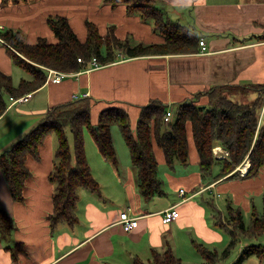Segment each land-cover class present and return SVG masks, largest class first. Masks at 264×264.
Segmentation results:
<instances>
[{
    "label": "crops",
    "instance_id": "1",
    "mask_svg": "<svg viewBox=\"0 0 264 264\" xmlns=\"http://www.w3.org/2000/svg\"><path fill=\"white\" fill-rule=\"evenodd\" d=\"M149 1L159 7L166 18L185 25L199 39L203 38L205 51L199 46L194 52L129 57L95 69L65 74L58 82L47 79L43 86L30 92L27 100L8 101L7 109L0 115V154L19 135L31 130L51 106L73 100L74 93L88 92L92 123H97L102 108L120 106L127 111L129 124L134 129L142 106L150 100H159L172 108L173 103L215 85L236 90L244 84L264 81V0ZM56 15L65 16L81 40L86 37L87 21L94 23L103 35L111 28L122 40L129 38L131 42L157 44L165 39L154 29L151 20L129 12L124 3L111 5L104 0H25L17 4L0 0V32L19 30L27 43H34L43 36L55 43L57 38L47 18ZM5 45L8 44L0 40V70L10 74L16 86L21 78L30 76L20 74L21 68L13 64ZM236 95L232 92L231 97ZM198 101L205 103L206 95H201ZM84 134L87 161L99 192L79 188L78 221L73 226L62 223L52 229L48 217L55 187L48 178L55 164L53 153L57 139L55 142L53 133L47 134L40 144L38 158L27 156L25 160L30 175L23 186L22 201L12 199L0 170V208L14 221V229L5 237L0 236V264H151L154 252L160 255L168 249L186 264L201 263L202 257L201 260L195 253L189 259L186 256L193 253L195 244L219 252L230 240L221 230L228 232V229L215 224V215L223 220V210L208 201L211 196L206 190L217 189L221 182L235 185L239 195L248 201L245 207L251 206V211L259 212L254 195L259 197L262 193L264 166L256 176H237L231 182H224L228 179L225 176L215 179L217 171L202 173L190 131L187 165L176 161L174 170L168 169L161 148L154 145L159 164L157 175L161 178L162 166L166 189L175 192L177 186L178 192L167 198L155 195L147 201L137 189V175L128 147L125 145L126 149L121 147L120 151L114 147L117 156L114 166L101 156L91 134L86 131ZM215 147L223 149L218 144ZM221 159L217 158L216 164ZM240 168L235 170L239 172ZM181 188L184 189L182 195ZM210 204L216 206L217 213L209 209ZM170 207H175L178 215L164 223L162 210ZM125 209L138 216L137 226L129 231L123 230L119 221V212ZM215 242L220 245L213 244ZM263 261L249 256L242 264H264Z\"/></svg>",
    "mask_w": 264,
    "mask_h": 264
},
{
    "label": "trees",
    "instance_id": "2",
    "mask_svg": "<svg viewBox=\"0 0 264 264\" xmlns=\"http://www.w3.org/2000/svg\"><path fill=\"white\" fill-rule=\"evenodd\" d=\"M22 1L25 0H2L3 3L10 4ZM104 1L111 5L124 3L129 12L151 20L154 29L165 37L164 42L144 44L131 42L129 38L122 40L113 34L111 28L103 35L90 21L86 22L85 40H81L63 15L47 18L50 29L57 38L55 43L49 42L44 36L34 43H27L19 30H4L0 32V37L8 44L5 46L13 64L30 78H21L14 86L11 75L0 70V115L7 109L10 99L16 100L43 86L47 80L48 68L69 74L86 71L92 57L98 63L106 64L121 58L194 52L199 47V38L195 32L166 18L163 11L149 0ZM118 53L123 56L119 57ZM239 88L252 89L255 98L238 101L230 96V90L215 85L191 98L177 101L175 118L169 122L162 118L167 107L159 100H150L142 106L134 129L129 124L127 111L120 106L102 108L98 113L97 123H92L89 96L53 105L31 130L19 135L0 154V170L7 181L12 199L19 202L24 198L23 186L26 177L30 175L25 164L27 156L38 158L40 144L47 134L53 133L57 139L55 164L48 178L56 184L51 199L53 207L48 216L50 226L54 229L62 223L70 226L76 224L79 188L99 192L98 182L92 176L87 161L84 132L91 134L101 156L116 166L117 156L110 133L111 126H117L128 147L130 161L137 175V189L145 201L164 193L162 179L157 175L159 164L155 158L154 145L161 148L168 169L174 170L176 161L187 165L189 131L197 151L200 172L211 174L213 165L217 162L213 148L218 144L227 151V155L220 160L215 179L224 176H256L264 166V81L244 84ZM201 95H206L205 103L198 101ZM245 158L249 159V165L245 175L241 176L235 168ZM262 200L261 211L253 209L247 225L243 223L240 209L230 203L226 206L225 222L220 215H215V224L228 229L230 240L219 252L195 244L203 259L198 264H220L237 247L241 237L264 235V195ZM13 229L14 221L6 210L0 208V236L5 237ZM249 256L264 260V245L248 244L232 264H242ZM151 264L186 263L176 258L168 249L160 255L154 252Z\"/></svg>",
    "mask_w": 264,
    "mask_h": 264
},
{
    "label": "rangeland",
    "instance_id": "3",
    "mask_svg": "<svg viewBox=\"0 0 264 264\" xmlns=\"http://www.w3.org/2000/svg\"><path fill=\"white\" fill-rule=\"evenodd\" d=\"M19 70L21 72L20 74H23V76H26L24 71H22L21 69H19ZM16 77H17V75L15 74L14 78L16 79ZM232 92L237 93V95L234 96V99L238 100V101L239 100L240 101H243V100L250 101L253 98H255V96H256L255 93H253V90L250 88H243V89L239 88L236 90L231 89L229 91L230 96H231ZM176 106H177V103H173L172 108H170L172 110V115H171L172 120L175 118L174 116H175ZM167 108H169V107H167ZM114 130H116V131H114ZM110 133L112 134L114 147H116V149H118L119 151L121 150V147H124V149H126L124 141H123L122 136H121V133H119L117 126H113V127L111 126ZM52 136L55 138L54 135H52ZM54 140L56 142V138ZM70 140H71V137H70ZM215 151L217 153H223V149L220 150L219 148H216ZM53 158L55 161L54 153H53ZM245 164H246V166L249 165V159L248 158H245L237 167H239V166L243 167V166H245ZM218 165L220 166V163H217V164L214 163L212 171H214V172L218 171V169H219ZM162 170H163V167L161 166L160 170H159V175H161V178L163 179V186L162 187L165 190L166 189V178H165V176H163ZM235 178H237V176L236 177L231 176V178L225 179L224 182H231ZM53 183H54V185L56 184L55 182H53ZM175 188H176L175 192H168V190L166 189L161 197L167 198L168 195H169V197L173 196V194H176L178 192L177 186ZM228 188L233 192L232 194ZM261 190H262V193L259 195V197L256 194L254 195L255 205L257 206V209L259 210V212L261 211L262 204H263L261 197L264 194V184L262 185ZM238 192H239L238 187H236L235 185L230 186V184L223 183V182H221L219 185H217V189L212 188V189H208L205 191L206 194H209L211 196V199H208V201H211L214 205H217V208L218 207L222 208L223 220L227 219V215L225 212V208H226L225 205H226V203H230L231 205L238 207L240 209L242 219H243V223H244V225H247V223L250 221V218L252 216V214H251V208L252 207L250 206L248 209L245 207V204L248 201L245 199V197L243 195H239ZM213 204H210L211 206H209V209L211 211L213 210V211H215V213H217V208H216V206L214 207ZM125 210H127V209H125ZM221 230L224 232L225 236L227 235V237L229 239V237H230L229 233L224 229H221ZM241 239H242V241H241L240 246L239 247L237 246L236 248H234L233 251L231 252V254L227 257V259L223 260L220 264H227L228 261L231 260L232 257L235 255L234 259L231 260L228 264L234 263V261L236 260V257L241 252V250L245 247V245H247V243L261 244V245L263 244L264 245V235H261L258 237H247V238L241 237L240 240ZM200 241H202V240H200ZM227 242H228V240L226 241V243ZM202 243H204V242L202 241ZM204 244H207V243L205 242ZM213 244H217L218 246L220 245L219 242H215ZM221 245H224V244H221ZM211 246H213V245H211ZM192 250H193V253H191V255L187 254L186 255L187 258L189 259L195 253L198 256V258L201 259V255H200L199 251L194 246L192 247ZM251 257L254 260H258L257 257H254V256H251ZM263 263H264V261H263ZM195 264H198V263H195Z\"/></svg>",
    "mask_w": 264,
    "mask_h": 264
},
{
    "label": "built area",
    "instance_id": "4",
    "mask_svg": "<svg viewBox=\"0 0 264 264\" xmlns=\"http://www.w3.org/2000/svg\"><path fill=\"white\" fill-rule=\"evenodd\" d=\"M0 40H3V39L0 37ZM199 46H200L201 51H205L206 45L204 44L203 38L199 39ZM118 55H119V57L123 56L122 53H118ZM78 60L80 61V58H78ZM89 63H90V66L87 69H95V68L100 67V65H101L100 63L97 62L95 57H92V59L90 60ZM64 75H65V73H63L61 71H56L54 69L48 68L46 78L52 80L53 82H58L59 80L62 79L61 77ZM30 95H31V93L22 95V96L16 98V100H27L30 97ZM87 95H88V92L83 93V94L74 93L73 97L78 98L81 96L85 97ZM16 100L12 99V102H14ZM171 115H172V110L170 108H166L163 115H162V118H164V120L166 122H169L172 120ZM215 148H213V154H214V157L216 159L217 158H223L227 155V151L223 150V153H217L215 151L216 150ZM241 168L239 169V172L241 173V175H245V172H243ZM179 193L181 195L184 194V189L181 188L179 190ZM177 215H178V211L175 207L166 208V209L162 210V216H161L162 221L164 223H169V222L173 221L174 219H176ZM119 218H120L119 221L122 225V228L125 231H129V230L133 229V227L137 226V224H138V216L135 214L132 215V214L128 213V210L120 211L119 212Z\"/></svg>",
    "mask_w": 264,
    "mask_h": 264
},
{
    "label": "bare ground",
    "instance_id": "5",
    "mask_svg": "<svg viewBox=\"0 0 264 264\" xmlns=\"http://www.w3.org/2000/svg\"><path fill=\"white\" fill-rule=\"evenodd\" d=\"M241 169H242L243 172H246V170H247V166H246V164H245V166H243Z\"/></svg>",
    "mask_w": 264,
    "mask_h": 264
}]
</instances>
